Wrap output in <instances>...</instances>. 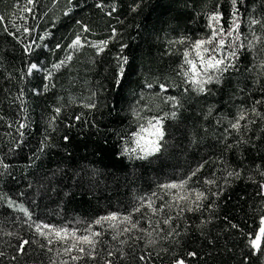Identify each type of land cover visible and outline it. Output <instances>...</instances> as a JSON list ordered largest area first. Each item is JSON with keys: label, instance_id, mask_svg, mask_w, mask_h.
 <instances>
[{"label": "snow or ice", "instance_id": "1", "mask_svg": "<svg viewBox=\"0 0 264 264\" xmlns=\"http://www.w3.org/2000/svg\"><path fill=\"white\" fill-rule=\"evenodd\" d=\"M52 3L55 5L57 0ZM143 4L144 0H135L129 9L137 13ZM245 4L246 0H229L230 11L226 18L223 4L217 0L203 13L202 34L193 36L181 30L172 36L165 35L164 54L176 56L179 62L163 79L156 76L144 80L136 105L131 108L134 127L117 133L115 154L131 160L147 159L160 153L170 135L166 121H178L189 98L198 101L214 96L225 84L235 80L225 101L230 111H216L214 115L216 106L210 104L198 126L202 134L196 130L189 134L190 145H199L209 135L207 122L213 119V151L216 145L220 150L206 160L201 157L179 176L158 182L154 190L133 197L128 204L93 217L69 220L61 217L59 222H51L35 212L32 207L35 201L29 200L25 192L13 198L0 191V201L17 214L11 220L5 217L0 221V236L7 238L3 240L4 249L0 250L4 264H21V257L30 255L33 246L35 251L43 253L47 264H157L158 261L159 264H217V257L222 254H226L232 264H252L257 254L264 257V7L258 14L256 9L250 11L247 7L242 12L241 6ZM39 6V0H14L9 14H0V28L21 48L22 66L16 78L21 82H31L30 78L37 80L30 89L32 95L39 97L55 89L56 75L71 66L77 53L88 48L95 56H100L117 38L120 42L114 55L115 84L121 85L130 60L124 54L128 45L117 27L111 26L105 38L93 39L90 25L76 19L78 31L70 42L66 45L56 42L50 47L47 38L53 34L47 30L41 34L38 26L28 23L29 19L41 18ZM85 6L94 7L109 18L117 14L119 8L117 0H93L91 5L85 0ZM77 7L78 3L67 0L62 14L67 17ZM116 19L123 26L118 16ZM42 50L52 53L61 50L64 55L48 61ZM8 79H13L11 73ZM61 99L57 97L47 118V129L52 131H56L67 107ZM17 101L23 118L6 125L15 128V135L8 134L7 152L0 155V176L10 175L11 165L5 158L17 148L22 150L26 131L32 123L24 87L19 88L13 98V103ZM68 104L87 111L67 118L66 132L62 136L65 145L71 143L67 131L74 126L72 121L98 128L95 112L106 106L96 91H89L84 97H73ZM112 107L115 108V104ZM258 125L259 134L256 133ZM50 140L46 131L37 152L54 146L46 143ZM35 159L39 156L33 153L29 161ZM206 168L207 174L204 173ZM240 181L245 182L246 189L252 190L245 191L232 209L226 210L225 194ZM9 224L18 227L9 230Z\"/></svg>", "mask_w": 264, "mask_h": 264}, {"label": "trees", "instance_id": "2", "mask_svg": "<svg viewBox=\"0 0 264 264\" xmlns=\"http://www.w3.org/2000/svg\"><path fill=\"white\" fill-rule=\"evenodd\" d=\"M14 0H0V14L7 16L12 9ZM93 0H87L91 5ZM135 0H117L118 12L112 18L103 16L94 7L85 6V0H73L79 4L73 12L65 17L62 10L67 7V0H39L41 18L29 19L28 23L38 26L43 34L45 30L53 35L47 39L50 47L56 42L67 44L73 34L78 31L76 19L88 23L94 31L93 39H102L110 34V27L115 26L123 33V42L128 45L125 55L129 56L130 63L125 68L120 86L115 84L116 61L115 53L119 50V38L110 43L109 48L95 56L92 49L85 48L77 53L70 67L59 71L55 78L56 88L48 94L34 96L30 89L37 83L21 82L17 70L21 68V48L11 37L0 28V155L7 152L11 133L15 135V128H8L9 121L13 124L23 118L18 111L19 102L13 103L19 88L24 87L28 106L30 107V127L26 131L25 143L21 148L5 158L11 165L10 175L0 176V191L17 198L21 191L27 194L29 200L35 201L32 205L35 212L51 222H59L72 218H87L103 214L107 210H116L118 205H126L133 197L154 190L158 182L167 178L179 176L203 157L215 155L220 150L215 145L211 135L213 119L208 120L209 135L199 144L190 145V132L196 130L203 122V112L210 104L215 105L216 111L228 112L230 105H226L235 80L225 84L216 95L200 98L193 101L189 98L185 109L176 122L166 121L169 124L164 149L147 159H131L118 156L115 149L118 146L117 133L127 131L132 125L131 108L136 105L144 80L159 76L161 79L170 74L171 69L178 63L176 56L165 55L164 37L172 36L183 30L193 36L202 34L204 30V15L217 0H144L142 8L137 13L129 9ZM227 18L230 11L229 0H220ZM250 11L264 7V0H246L241 6ZM197 13H201L197 16ZM247 16V13H245ZM122 20L121 26L116 17ZM19 23V21H17ZM175 29V31H173ZM35 37V33H33ZM43 57L48 61L61 58L64 53L56 50L55 53L42 50ZM13 79H8V74ZM89 91L99 93L102 102L106 105L95 112L98 128L85 126L82 122L72 121L73 127L67 134L71 143L65 145L62 136L66 132L67 118L75 113L87 111L76 104H68L73 97H84ZM174 94V93H172ZM147 95V93H146ZM57 97L62 98L61 103L67 105L62 112L56 131L47 129V118L51 106L57 103ZM115 104V108H113ZM110 109H112L110 111ZM91 119V117H89ZM51 137L46 143L54 146L47 147L42 153L37 152L44 135ZM260 126L256 128L259 134ZM36 153L39 159L29 161V157ZM230 158L235 161L231 154ZM208 169L204 170L207 174ZM31 185V187H29ZM246 189L245 182H237L225 194L228 199V209L237 203ZM68 193V195H65ZM23 199V198H21ZM59 213V215H57ZM17 215L12 213L0 201V221L5 217L9 220ZM22 216V214H19ZM195 219V218H194ZM17 225L9 224V230H15ZM23 234V233H22ZM0 236V250L4 249ZM15 241H13L14 243ZM221 240V245L223 244ZM231 247V244L229 245ZM30 255L21 257V264H47L43 253L33 248ZM264 257L259 254L253 257L252 264H262ZM232 264L226 254L217 257V264ZM0 264L4 261L0 259ZM159 264V261L157 262Z\"/></svg>", "mask_w": 264, "mask_h": 264}]
</instances>
